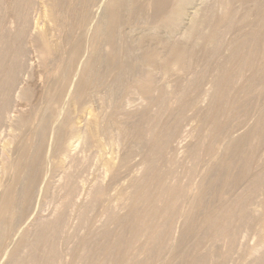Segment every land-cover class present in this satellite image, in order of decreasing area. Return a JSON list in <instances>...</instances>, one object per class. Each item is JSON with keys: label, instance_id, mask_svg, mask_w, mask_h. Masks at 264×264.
I'll list each match as a JSON object with an SVG mask.
<instances>
[{"label": "bare ground", "instance_id": "obj_1", "mask_svg": "<svg viewBox=\"0 0 264 264\" xmlns=\"http://www.w3.org/2000/svg\"><path fill=\"white\" fill-rule=\"evenodd\" d=\"M96 1L0 0V139L7 127L27 130L33 124V108L26 111L23 106L24 102H31L32 92L20 86L23 77L33 68L31 51L40 53L42 66L45 67L62 53L63 46L61 48L58 42L52 40L54 36H62L68 49L64 56H68L67 64L62 65L65 57L61 65L64 69L66 67L65 75L72 73L84 54L83 38L91 30V25H88L91 24L89 20ZM42 10L48 18V26L45 33L38 34L35 33L38 27L34 31V26ZM238 10L232 4L223 3V0L106 1L101 21L94 26V34L90 36L94 37L93 40L102 41L103 48L97 47V51H101L95 52L96 63L84 65L81 82L74 94L80 97L87 93L92 73L93 82H101L103 73L98 71V65L102 62L108 70H117V85L123 82L127 71L134 72L131 88L158 107L150 117L154 122L150 128L132 127L138 138L136 153L140 152L143 157L140 162L142 177L140 175L141 178H134L130 183L123 204L118 205L122 208L116 207L117 211L122 209L119 213L110 205V182L102 179L105 175L107 177L104 174L107 172L103 171L104 176L100 177L97 168V176L93 174L95 176L90 178V170L94 169L87 163L89 158L80 159V152L77 154V149L72 148L74 144L68 150L64 146L66 153L63 152V158L67 157L69 165L62 174L60 171L65 168L56 165L58 171L53 173L60 172L58 175L61 178L55 176L60 182L57 178L55 182L60 183V190L56 186V191H60L62 196L57 192L59 201L56 206L53 203L55 207L47 215L48 219L37 213L36 219L30 221L32 229L25 230L19 243L24 247V255L19 252L13 254L8 264H153L166 253L171 256L169 264H227L230 255L241 247V240H246L249 235L255 238L256 246L248 264H264V5L259 3L252 21L249 20V12L240 14ZM229 34L233 37L227 42ZM75 37L79 40H73ZM129 40L138 46L139 56L134 50L137 60L148 69L137 67L139 61L134 59L135 56L131 55L134 64V61L124 60L127 56H123L124 59L121 57L122 48L130 51L128 49L133 46ZM237 59L240 61L239 68L228 70L227 65L237 62ZM212 62L214 68L210 75L212 69L209 63ZM245 71L249 74L246 75ZM158 76L179 81L173 92L174 108L169 104L170 93L162 90L155 97L151 82ZM64 78H61L60 84L58 81L59 85L49 100L46 101L48 96L44 100L46 112L43 111V123L39 120L43 125L32 131L28 140L25 136L24 143L21 139L22 145L13 144L12 156L16 155V158L10 160L11 150L0 146V161L4 157L6 161L0 168L8 171L6 180L9 171L10 174L12 172L3 188L4 181L0 182L3 189L0 193V245L1 239L12 232L15 225L27 220L28 213H31L29 210L34 208L33 194L39 189L44 173L42 158L44 143L47 142L44 127L47 122L51 123L59 109L57 104L64 96L66 86ZM207 84H210L211 91L205 90ZM15 95L24 101L19 102L21 105L17 102L14 105ZM205 96H208V105L203 109L200 103ZM223 99L225 101L221 102ZM119 108L118 105L114 107L107 122L101 121L102 125L97 122V127L102 128H99L100 134L110 133L112 128L117 139L128 135L130 128L124 124L125 121L113 122ZM191 110H194V116L189 115ZM166 115L168 119L164 120ZM189 116L193 120L196 118L197 122L188 124ZM69 119H64L58 127L54 139L56 153L63 136L71 131H67ZM90 125L88 130L94 127L92 123ZM88 130L85 135L91 136L96 129L90 130L93 131L91 135ZM83 139L85 143L91 140ZM191 139L195 140L194 143H189ZM79 147L81 150L82 147L77 145ZM169 154H185L189 159L186 177L179 184L174 181L178 177H172L164 170L173 162L169 161ZM132 155L133 152H128L120 159L113 172L114 179L129 167ZM196 180L199 184L193 190ZM146 182H151V187ZM185 205L189 206L186 211ZM100 207L104 224L100 220L101 225H93L91 213L95 211L97 215L96 209ZM179 218L182 224L178 231L176 223ZM67 228L71 230L68 232L70 235L65 232ZM82 228L87 233L80 237L84 233ZM79 231L82 232L80 236ZM191 243L196 250L194 255L185 251ZM64 245L66 248L61 249ZM219 246L226 251L222 253Z\"/></svg>", "mask_w": 264, "mask_h": 264}, {"label": "rangeland", "instance_id": "obj_2", "mask_svg": "<svg viewBox=\"0 0 264 264\" xmlns=\"http://www.w3.org/2000/svg\"><path fill=\"white\" fill-rule=\"evenodd\" d=\"M106 1L107 0H97L96 1L97 4L95 3L96 6H94L92 8V14L93 15L91 14L90 20H89V22H91V24L88 23L89 24L88 27H90V25H91V28H89L91 30H90V32L87 33V35L85 34L86 36L83 38L84 49H85L84 50V54H82V57L77 62L75 68L72 70V73L69 72L71 74H69V73L67 74V75H69L68 78L66 77L67 75H65L66 67H65V69L62 68V67H64L67 64V56H68V55L64 56V54L68 53V52H66L68 49L66 50L67 47L64 44V39L62 38V36H59L60 38L58 36L57 37L54 36L55 38L53 37V39L51 38L56 43L58 42V44H59V46L61 48L63 46V49H62L63 51L66 50L65 51L66 53L61 50L62 53H59L56 56V58H54V59L58 60L57 61L58 63H55L56 60H53L52 62H49L48 65H46L44 67V65L42 66V62H41L42 58H40L41 56L39 57L40 53L39 52L36 53L35 50L31 51L33 53L30 54V56L32 55L30 57L32 59V61L30 59V63L33 64V68L30 70L29 74L26 75L27 77L26 76L23 77V80H22V83H20V86H24V87H27L28 89H30L31 92H32L33 98L31 99L30 103L26 102V104H25V102L21 101L20 98L18 97L19 94L16 93V95H18V96L16 97V95H15V98H17V99H14V102H15L14 105H17V103H19V102L20 103L24 102L23 106H24V109L26 111L30 110L31 107L33 108L32 109L33 113H34V115H33L34 119L32 118V121H33L32 125L33 126L31 125L30 129L27 128V130H29V131H27L26 129H21V128H20L21 129L20 130L19 127H15V126H10V127H7L5 129L4 137H3L4 139L1 138L3 140V143H2V140L0 139V146L2 147L4 145V146L8 147L9 150H11L10 153H9V157L11 156L10 160L16 158L15 154H14L15 157L12 156L13 155L12 151L15 148L13 146V144L14 145H17V144L18 145L19 144L22 145L25 142V140H28L30 138L29 137L30 133H31V136H32V131L39 129L43 125V124H41V122H42V120H44L43 119L44 116H45L44 113L46 112L45 103H46V101L49 100V98H50L49 96L50 95L52 96L55 93L58 81H59V84H60V82L62 81L64 76H65L67 81L64 78V85H66L64 93H63L64 96L62 95L63 97L60 98L59 102H61V103L58 102V104H57V106L58 105H60V106H58L59 109H57L56 116H55V118H53V120H51V123L47 122V125H45V127H44L45 128V134H46L45 135V141H47V142L44 143V147L45 148H44V151H43L44 153H43L42 160L44 161L45 165L42 163V166H44L42 168V173L44 171V173L42 175H46L47 174L46 177L43 176V177L46 178V180L44 181L45 178H43L42 175H41V178L43 179V181H40V183L38 185L39 189L37 187L38 190H36L35 193L33 194L35 196V197L33 196L34 197L33 200L34 199L35 200H34V206L32 205V207H34V208H32L31 211L29 210V212H31V213H28L29 215H27V216H29V217H27V220L24 219L23 222L21 221L19 223V225H15V228L13 229V231L10 232L8 235L4 236L1 239L2 243L0 245V264L11 263V261H10L11 257L13 256V254H15L17 252H19L20 254L24 255V251H23L24 247L19 246V243H20V239H21L23 233L25 232V230H28V228L32 229L30 221L33 222V220L36 219L34 217H35V215H37V213L38 214L42 213L41 214L42 217L43 218L45 217L44 219H48L47 215L50 214L53 211L52 209H54V207L56 206L57 200L59 199L58 198L59 194H61L60 196H62V193L60 191H58V190H60L59 186H58L60 183H58V182H60L59 178H61V177H59L58 174H60V172L62 174L63 170L66 171V168L69 165L67 157H66L67 160L64 159L65 157H64L63 154L66 153V149L64 148V146L65 147L67 146L66 148L68 150L69 149L68 147H72V146L75 145L72 148H74V149L76 148L78 150V152L76 150L77 154L80 152L81 155L80 154L78 155V156H81L80 159H84L85 160V159L89 158L88 159L89 161L87 163H89V166H93L91 168L94 169V170H92L90 168L91 169L90 170L91 171L90 172V178H93L96 175L95 173L97 171L96 170L97 168L99 169L98 172H100V173H98V172L97 173H98V176L100 175V177L103 175V171L107 172V173H104V174H107V177L105 178L106 175L105 176L103 175L104 177H102V179L104 178L105 182H110L111 183V184L109 183V185L111 186L110 189H112V190H109V193L111 194V195H109V198H110L109 201L112 202V203H110V205H112L111 206L112 208H115L114 209L115 211H117L116 207L117 208L121 207V206H118V205L123 204L124 199L127 196V194L125 192H128L130 190L129 189V187L131 185L130 183L134 180V178L137 179V177H139V178L142 177V175L140 174V173L143 174V171H141L142 170V163H140V162L142 161L143 157L141 158V155L139 154L140 152L138 153V151H137V153H136V150H138V149H136V148H138V146H137L138 145V138H137L136 132L133 130L132 127H137L139 125V126H141L143 128H150L152 126V124L154 123L150 119V117H151V115L153 113L157 112L158 107L154 106V104L151 103L152 101L150 99H147L146 96H144L143 94H141L139 92H135L131 88V85H132V82H133V79H134V72L130 73V72L127 71L126 72L127 75L125 74L124 78H123L125 81L123 80L122 83L118 82V85H117V81H116V78H115L117 76V74H116L117 70H114V69L113 70H108L107 67H106V64H104V62H102V63L99 64L100 66L98 65V71L100 70L103 73V78H102L101 82H99V81L98 82H93V78L92 77L94 76V73H92L90 75V78L88 79L89 80V86H88L87 93L81 95L80 97H76L75 96V94H76L75 91L77 90V87H78L79 83L81 82V77H82L83 71L85 70L84 65L88 64V62H89V65L93 64V63H96V61H97V59L95 58V56H97L96 53L98 51H101V50L97 51V47H98V49H100V48L102 49L103 48L101 46L102 45L101 44L102 41L97 40V41H100V44L97 45V43H99V42H97L96 39L93 40L94 37L90 38V36H93V34H94V31H95L94 30V26H97L100 23V21H101L100 18H102V16H103V13H104V10H105ZM224 2H226L227 4L228 3L232 4L237 9H240V10H238L240 14L241 13L244 14L245 12L246 13L249 12L248 15H249V20L250 21H252L254 19V16H252V15L254 13H256V8L258 7L259 3H261L262 6L264 5V0H223V3ZM42 11L40 12V15L38 16V21L37 20H36L37 22L35 21L36 23H35V26H34V31H36V27L39 28V29L37 28V31L35 32V33H38V34L39 33L42 34L43 32L45 33L47 31V26H48V24H47L48 23V18L45 17L44 11L43 12ZM241 11H243V12H241ZM100 15H101V17H100ZM90 33H92V35H90ZM232 37H233L232 34L231 35L229 34L226 37L227 42L230 41ZM59 39L61 40V42H60ZM90 39H91L92 43L95 42V41L96 42L92 44L90 42ZM73 40L77 41V40H79V38L75 37V38H73ZM129 42H131V44H132L133 41L129 40ZM61 43H63V44H61ZM135 45L136 44L133 42V46L131 45L130 48L128 49L130 51H126V50L124 51V49L122 48V52H123L124 55L121 53V57L123 59H124L125 56H127V57H125L124 60L131 61V62L134 61L133 64L135 63V60L138 59V56H139V53H140V51H137V50H139L138 46L136 45L137 46L136 47ZM92 47L93 48L96 47V48L93 49ZM134 47H136V48H134ZM131 49H133V50L131 51ZM134 50H135L136 54L138 53L137 54L138 56L134 55V53H135ZM129 52L133 53V54H130ZM93 53H95L94 56H93ZM263 53H264V49H263ZM35 54H37L38 57ZM131 55L133 57L135 56L134 57L135 60H133ZM60 56H61V59H59ZM130 57L132 59H130ZM64 58L66 59V61H65ZM126 58H128V59H126ZM63 59H64V62L62 63V65H64V66L61 65V62H62ZM137 61H139V60H137ZM137 63L139 65H141V66L143 65V63L141 64L140 61L137 62ZM138 64H136V65H138ZM59 65H61V68L59 67ZM139 65L137 67H139L140 69H144V68L146 69L147 68L144 65L142 67H140ZM239 66H240V61L237 59V62L229 63L227 65V69L230 70V71H235L236 67L238 69ZM209 68H210V70L212 69L211 70V74H210V75H212L213 68H214L213 62H212V64L209 63ZM200 69H203V68H200ZM98 71H97V73H98ZM62 72H64V73H62ZM128 74H130V75H128ZM247 74H249V73L246 72V75ZM159 76L157 78H155L151 82V86H152V88L154 90V95H155V97H157L160 94V91H162V90L167 92L168 94L170 93L171 98L169 99V104H170V106H172L174 108V106H175V105H173L174 104L173 103L174 102V93H175L174 90L178 87L177 84H178L179 81L175 80L173 78L159 77ZM59 77H61L62 79L59 78ZM27 78H28V80H27V82H25ZM30 81H31V83H30ZM210 88H211L210 84H207L205 86V90L206 91H209ZM42 91H43V93H42ZM43 94H44V97H43ZM206 94H208V93H206ZM47 96H48V99H47ZM204 98H205L204 101H203V98H202L203 102L200 103V105L203 106L202 107L203 109L205 107H207V105H208V100H207L208 96H205ZM61 99H63V101H61ZM256 99H257V97H256ZM44 100H46V101H44ZM224 101H225V99L221 100V102H224ZM31 103H32L33 106L31 105ZM262 104L264 105V103H262ZM14 105H13V107H14ZM116 105L120 106L121 109L119 108L120 110L117 111V114L113 118L114 119L113 122L121 123V122L125 121L124 124H127L126 126L129 125V128H130L129 131H128V135H126L124 138H121V139H117V136H115L116 133L112 130V128H111V132L110 133H102V134H100L102 128L100 126L97 127L98 126L97 122H99L100 124L102 122L103 123L107 122L108 115L110 114V112L112 113L114 111V107ZM127 105H129V107ZM34 110H35V112H34ZM41 111H42V113H41ZM43 111H44V113H43ZM123 111H125V114L123 113ZM129 112H130V115L129 114L126 115ZM106 113H107V115H106ZM189 113H188L189 115H192V116L195 115L194 114L195 113L194 110L189 111ZM166 116H167V118H165ZM166 116H164V120L168 119V115H166ZM190 117L191 116L188 117L190 120L188 121L189 123L188 122L187 123L192 125V124L195 123L196 118H194V120H193V117H191V118ZM66 118L67 119L70 118L69 119V124L70 125H69L67 131L68 130L69 131L71 130V131L69 133L67 132L66 133L67 135L65 134L63 136L61 147L59 148L58 153H56L57 151H56V148H55V140L54 139H56V133H57L58 127L62 124L64 119L67 120ZM252 118L254 119V117H252ZM198 120L199 121L201 120V115L198 118ZM199 121H198V123L200 124ZM85 122H86V124H85ZM93 122L96 123V127L97 128L94 126L95 124ZM53 123H55V124H53ZM91 123L94 126L92 128L96 129V130H93L94 133H95V136H94V133H92L93 131H90L92 128H90L88 130V128L91 127V125H90ZM251 123H253V121ZM77 128H78V130H77ZM99 128H101V130ZM87 130H88L89 135H91V133L93 135H91V136L87 135L86 136L85 132ZM24 131L26 133H28L29 135L28 134H24L25 133ZM73 132H75V133H73ZM97 133H99V134H98V137L96 138V136H97L96 134ZM105 134H107L106 135L107 137L104 136ZM7 135L9 137H7ZM25 136H26V139H25ZM83 137H85V139L90 138L91 139V140L89 139L90 142L88 143V140H87V143H85L86 140L83 142V140H84ZM21 139H23V143H22ZM19 140H21V142ZM77 140H79L80 143H79V141L77 142ZM194 141H195L194 139L193 140L191 139L189 143H194ZM4 142H5V144H4ZM17 142H19V143H17ZM67 143L70 144V145H68ZM76 143H79V144H76ZM49 144H51V145H49ZM82 144H83V146H82ZM84 144L88 145V147L86 145H84ZM89 144H92V145L89 146ZM77 145L81 146L83 148V149L81 148V150L83 152L85 151V153H83L80 150V147L78 149ZM9 146H10V148H9ZM85 147H87V148H85ZM72 148H70V149H72ZM60 150H61V152H60ZM126 152L127 153L128 152H133L132 157L134 159L131 158L129 167H127L125 170H123V172L121 171L120 174L114 179L113 178V172H114L115 168L118 167L117 165H119L120 159H123V157L127 154ZM181 152H183V150ZM47 154H49V155H47ZM180 156H179V154H178V156L171 154L169 156V161H171V162L173 161V162L169 163L167 165V167L164 168V170L166 171V173L168 175H170L172 177H174V176L178 177V178L174 179V181L177 182V184H179L181 182V180L186 177V172L189 169V161H188L189 159L185 156V154H181ZM0 157H1V154H0ZM62 159H64V161H62ZM4 160H5V157H4L3 160L0 161L1 162L0 167H3V165H5L6 161H4ZM65 162H66L67 165H65ZM2 163H3V165H2ZM61 163H63L64 165H62ZM53 164H55V165L53 166ZM56 165L57 166L58 165L63 166V168H65V169H62L61 171L59 170L60 172H57L54 175L53 173L55 171H58L56 169V167H57ZM49 166L51 167V169H50ZM0 170H1L0 171L1 172L0 173V182H3V181L4 182L5 181L8 182L10 180L11 176H12V172L10 174V171H9V173H8L9 175L7 176L8 178L6 180V176L5 175H7L8 171L5 172V171H3L4 169H2V168H0ZM93 174H95V175H93ZM63 175H64V173H63ZM91 175H92V177H91ZM140 175H141V177H140ZM55 176H57L59 178H57ZM56 178L58 179V182H55L57 180ZM198 180H196L193 183V184H195V186H193V190H195L198 187V184H199L197 182ZM169 181L171 182V180H169ZM4 182H3V184L0 183V184H2L1 185L2 188H3L4 184L5 185L7 184V182H5V183ZM41 182H43V184ZM170 182H168V183H170ZM196 182H197V184H196ZM145 184L147 186H149V187H151V185H152L151 182H146ZM56 186L58 187L57 191H56V189H57ZM2 191H3V189L1 190L0 193H2ZM48 192H49V195H48ZM55 192H56V194H55ZM57 192H60V193L58 194ZM51 193H53V195H54L53 197H51L52 196ZM55 195H57V196H55ZM168 199H169V197L166 198V200H168ZM207 201H211V199L207 198ZM53 203L55 204V206L53 205ZM32 204H33V202H32ZM188 207L189 206L185 205L184 206V211L188 210L187 209ZM100 208L96 209L97 215L94 214L95 211H94V213H91V215H93V223H94L93 225H98V224L101 225V223H102V225L104 224L103 223V218L104 217H102L103 216V212H102V208H101V210H100ZM121 208H119V209L122 210ZM39 210H40V212H39ZM99 210H100L101 213L98 212ZM120 210H118L119 213L121 212ZM46 211H48V212H46ZM122 212L124 213V210ZM44 214L47 216V218H46V216ZM94 215H96V216H94ZM91 219H92V216H91ZM100 220H101V223L99 222ZM72 221H74V220H72ZM90 221H91L90 223L92 224V220H90ZM22 223H24V224L26 223V224L24 225ZM176 224H177L176 225L177 226V230L179 231L180 226L182 224V220H180V218H179L177 220ZM70 225H74V222H73V224H72V222H70ZM113 229L115 230V228H113ZM66 230L67 231H65V232H67V233L69 231H71L70 228H67ZM83 230H84V233H82L81 231L78 232L79 236L82 233V235L80 237L85 236L86 233H87L86 232L87 230H85V228L84 229L82 228V231ZM67 233L64 234V237H66V238H67V236H66ZM253 238H254L253 236L249 235V237L246 238V240H241L242 241L241 242V247L237 249V252H235L234 254L230 255V257L228 258L227 264H248V262L252 258L251 257L252 250L256 246L255 245L256 244V240H254L255 238L254 239ZM65 248L66 247L64 245L63 248H61V249H65ZM218 248H219V250L222 253H224L226 251V249L224 247H220L219 246ZM204 249H205V246L200 248L201 251H203ZM185 251L191 253L190 255H194L196 250H195V247L191 243V244H188L185 247ZM170 259H171V256L166 253V254H164L162 256L161 260H158V261H156L153 264H169V260Z\"/></svg>", "mask_w": 264, "mask_h": 264}]
</instances>
